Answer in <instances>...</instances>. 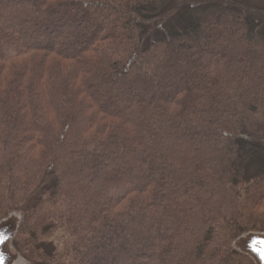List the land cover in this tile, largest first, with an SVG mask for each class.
Wrapping results in <instances>:
<instances>
[{
  "label": "trees",
  "instance_id": "16d2710c",
  "mask_svg": "<svg viewBox=\"0 0 264 264\" xmlns=\"http://www.w3.org/2000/svg\"><path fill=\"white\" fill-rule=\"evenodd\" d=\"M81 15L73 35L58 23ZM224 16L241 64L223 50L153 96ZM262 51L264 7L247 0H0V218L24 211L22 255L254 264L234 245L264 231V70L248 64Z\"/></svg>",
  "mask_w": 264,
  "mask_h": 264
},
{
  "label": "rangeland",
  "instance_id": "374dc122",
  "mask_svg": "<svg viewBox=\"0 0 264 264\" xmlns=\"http://www.w3.org/2000/svg\"><path fill=\"white\" fill-rule=\"evenodd\" d=\"M247 2H251L252 4L264 7V0H247ZM9 13L13 14L14 16L16 15V13L9 10V12L7 11V13H6V16H8ZM21 14L23 15L22 20H25V22L28 21V23H30V25H33L35 23L34 22L35 18H33L32 16L27 17L26 14H23V13H21ZM87 18L88 17L81 15V16L73 17L72 19L64 18L60 22L58 21V23H60V24L62 23V27L64 28L63 30L66 31L67 33H71V35H73L76 32H78V30L81 27L82 22L84 23V21H86ZM232 23H233L232 19L228 16H224L218 23H215V21H213V20L207 19L205 22V27L207 29V35L211 34V36H212L213 34H215L214 37L215 38L217 37V38L214 41H216V43L213 46L210 45L209 47H205V43L201 44L198 48H195L193 50V52L185 54L184 55L185 57L183 59H180L177 63H173L172 67H171L172 68L171 71H174V72H172V79H171L172 84L166 85V86H165V84H162L161 86L159 85L157 91H153V93H154L153 96H163V95L169 94V91L172 88H175V87L179 86L180 84H182L183 82H185V80H182V77L185 73L193 71V68H196V67L199 68L201 65V62H205L207 59H211V60L216 61L217 56H219V54L223 50H232L233 52H235L236 59L239 58V60L236 61V59L234 58L235 56H234V57H232V59L234 58L232 60V62L236 63V65H238L239 63L241 64V57L242 58H243V56L245 57L247 55L246 53L249 49V47H248L249 45L247 44V40L244 37V35L242 34L243 32L240 35V37L243 38L242 42L240 39L239 42L235 43L233 46L227 45L224 41H222L220 39L221 34H223L224 37L227 38V36H228L227 32H228V29L233 26ZM71 38H73V37L71 36ZM253 50L256 51V48H254ZM262 52L264 53V51H262ZM170 56H172L171 53L168 55V57H170ZM168 57H166L165 60L162 62H164L166 64L169 63L170 60ZM248 64H249L250 68L255 69V71L264 70V68H263L264 65L263 66L261 65L262 63H256L252 60H249ZM147 83L148 82H145L142 86L145 87L146 85H149V83L148 84ZM148 88H149L148 90H139V92L133 91L134 93L138 92L137 93V99H134V100H140V99L148 98L149 96H151L149 90H154V87L149 85ZM100 91L101 90H99L98 92H100ZM119 93H121L122 95H126V94H128V90L124 89L123 87L122 88L121 87L115 88V89H113L111 98L114 99L113 96H115ZM103 98H105V96ZM116 104H114L112 106H114V108L116 107L118 109H121V108H123V106H125L126 103L118 102ZM132 167H133L132 169L136 171L137 166L134 164ZM13 213H16V214H13ZM10 215H12V216H10ZM23 218H24V211L19 210L16 212H12L8 216L1 217L0 218V224L5 222V220L6 221L7 220H13V222H16L17 225H20V221H23ZM248 233L264 234V231L254 230V231H250ZM248 233H245V234L247 235ZM16 236L13 237L12 239H10L8 241V243L6 241L3 245V249L5 251L6 250L9 251L11 257L12 256L15 257V259H13L12 264H32V262L30 260H28L25 256H23L22 253L15 246ZM241 237H239L235 240V245H234L235 249L239 252H242L241 248L245 245V242H242L243 238L241 239ZM244 254L248 255L247 253H244ZM254 264H255V262H254Z\"/></svg>",
  "mask_w": 264,
  "mask_h": 264
},
{
  "label": "water",
  "instance_id": "95a60500",
  "mask_svg": "<svg viewBox=\"0 0 264 264\" xmlns=\"http://www.w3.org/2000/svg\"><path fill=\"white\" fill-rule=\"evenodd\" d=\"M21 224L22 221H20V225H17L13 220H5V222L0 224V232L8 237L7 243L17 235ZM245 235L241 237V239L243 238L242 242H245L244 248L242 247L241 251L247 253L255 264H264V234L248 233L246 236ZM3 245L4 243L0 244V264H12L15 257H11L9 251L6 250V252L3 249Z\"/></svg>",
  "mask_w": 264,
  "mask_h": 264
},
{
  "label": "snow or ice",
  "instance_id": "6c2138e0",
  "mask_svg": "<svg viewBox=\"0 0 264 264\" xmlns=\"http://www.w3.org/2000/svg\"><path fill=\"white\" fill-rule=\"evenodd\" d=\"M8 237L4 233L0 232V244H3L7 241Z\"/></svg>",
  "mask_w": 264,
  "mask_h": 264
}]
</instances>
